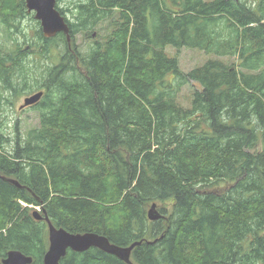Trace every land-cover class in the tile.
Listing matches in <instances>:
<instances>
[{
  "label": "trees",
  "instance_id": "trees-1",
  "mask_svg": "<svg viewBox=\"0 0 264 264\" xmlns=\"http://www.w3.org/2000/svg\"><path fill=\"white\" fill-rule=\"evenodd\" d=\"M72 1L71 46L40 28L33 47L14 37L26 0H0V261L18 250L44 264L48 225L33 205L71 233L142 241L134 264H264V0ZM116 10L110 40L82 51L76 34ZM167 46L239 65L211 59L184 73ZM30 48L59 64L34 76ZM192 82L201 90L186 109L177 98ZM36 89L40 127L17 129L8 149L4 96ZM61 264L127 263L92 248Z\"/></svg>",
  "mask_w": 264,
  "mask_h": 264
},
{
  "label": "rangeland",
  "instance_id": "rangeland-1",
  "mask_svg": "<svg viewBox=\"0 0 264 264\" xmlns=\"http://www.w3.org/2000/svg\"><path fill=\"white\" fill-rule=\"evenodd\" d=\"M249 1L251 2L252 0ZM58 7L64 10L63 15L65 16L66 20L68 19L70 22L74 21L73 15L69 11V10H73L72 0H58ZM118 18H119V12H117L116 10L113 12L110 18L100 22L96 28L92 29L87 33L80 32L76 34L75 44H77V46L81 48V50L84 52H88L93 46H95V43L99 42L101 44H105V42L110 40L112 32L115 30V27L117 28V26L120 24V23L117 24ZM40 28L42 30L41 22L36 20L35 13H31L28 17H25L21 20L20 22L21 32L15 34L14 37H16L20 42L24 41L25 39L24 37H27L30 43L34 42L33 47H36L35 45L40 43L39 34H38V30ZM0 37L6 39V34L2 26L0 27ZM26 46L28 47L29 44ZM165 51L168 57L170 58L177 57L179 59L180 69L184 73H189L191 70L203 66L211 59L220 60L230 66L234 64L236 67H238L239 65V59L237 57L216 56V55L206 54L203 51L196 49L184 48L180 52H178L175 47L167 46ZM29 52L30 54L26 58V62L32 66L33 70H35V72H33L34 76L38 75L39 73L38 69L40 67H42L41 71L44 70L46 72L48 67H53V64H59L60 61L59 55L56 56L58 52L54 54L56 57L53 58L51 61L47 60L44 54H42L43 55L42 56L39 53V50L36 48H30ZM36 64H38V66H36ZM197 89L201 90V87L198 83L195 82H192L189 85L183 87L177 98L178 103L186 109L191 108L193 93ZM36 92H38L37 89L30 93H24L17 98L14 97V105L12 107L7 106L4 108V112H5L3 115V119L5 122L4 133L10 139L9 145L7 146L8 149H10L13 146V142L17 138V129H19V135L22 136L23 138H26L27 135L32 130L40 127L41 116L38 111H35L33 109L20 111L19 109L20 105H24L25 103L24 99L26 97H30L32 94ZM6 96H9V94L6 93ZM153 204H157V210L161 212L160 210L162 205L160 203H152L147 206V214ZM31 207L34 208L35 211H39L43 213L41 206L31 205ZM137 242L142 243V241H137Z\"/></svg>",
  "mask_w": 264,
  "mask_h": 264
},
{
  "label": "water",
  "instance_id": "water-1",
  "mask_svg": "<svg viewBox=\"0 0 264 264\" xmlns=\"http://www.w3.org/2000/svg\"><path fill=\"white\" fill-rule=\"evenodd\" d=\"M58 0H26L28 13H35L36 20L41 22L42 32L46 38L56 37L63 33L66 35L68 44H72L71 28L65 16L57 9ZM44 96V91H40L25 99L22 108L39 103ZM10 183L22 188L16 179H7ZM33 216L38 221H45L48 225L49 247L44 256V264H61L69 251L84 253L92 248H97L108 254L114 255L127 264H134L132 253L134 249L142 244L134 243L130 246H118L111 243L105 236L94 232L71 233L64 228L56 227L47 215L39 211L33 212ZM163 215L157 210V204H153L148 212L150 221H158ZM33 258L25 255L21 251L11 250L7 256L0 261V264H32Z\"/></svg>",
  "mask_w": 264,
  "mask_h": 264
},
{
  "label": "flooded vegetation",
  "instance_id": "flooded-vegetation-1",
  "mask_svg": "<svg viewBox=\"0 0 264 264\" xmlns=\"http://www.w3.org/2000/svg\"><path fill=\"white\" fill-rule=\"evenodd\" d=\"M42 91V90H41ZM38 92H40V91H38ZM38 92H36V93H38ZM36 93H34V94H36ZM34 94H32V95H34ZM31 95V96H32ZM5 98H4V105H3V109L5 108V107H7V106H13L14 105V97L13 96H4ZM27 98V97H26ZM25 98V99H26ZM25 99H24V102H25ZM8 100H11L12 102H9ZM42 101V100H41ZM41 101L39 102V103H37V104H34V105H30V106H28V107H25V108H22V106L23 105H20V107H19V109H20V111H26V110H28V109H33V110H35V111H38L39 112V109H38V105L41 103ZM40 113V112H39Z\"/></svg>",
  "mask_w": 264,
  "mask_h": 264
},
{
  "label": "bare ground",
  "instance_id": "bare-ground-1",
  "mask_svg": "<svg viewBox=\"0 0 264 264\" xmlns=\"http://www.w3.org/2000/svg\"><path fill=\"white\" fill-rule=\"evenodd\" d=\"M154 44V43H153Z\"/></svg>",
  "mask_w": 264,
  "mask_h": 264
}]
</instances>
